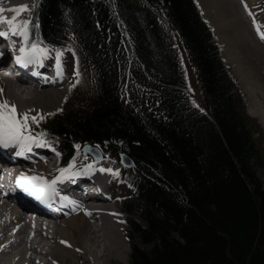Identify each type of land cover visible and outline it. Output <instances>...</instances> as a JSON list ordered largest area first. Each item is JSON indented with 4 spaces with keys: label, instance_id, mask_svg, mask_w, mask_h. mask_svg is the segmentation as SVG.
<instances>
[{
    "label": "trees",
    "instance_id": "1",
    "mask_svg": "<svg viewBox=\"0 0 264 264\" xmlns=\"http://www.w3.org/2000/svg\"><path fill=\"white\" fill-rule=\"evenodd\" d=\"M30 20L74 62L36 131L63 162L89 143L134 163L118 178L128 264H264V136L195 0H33Z\"/></svg>",
    "mask_w": 264,
    "mask_h": 264
},
{
    "label": "bare ground",
    "instance_id": "2",
    "mask_svg": "<svg viewBox=\"0 0 264 264\" xmlns=\"http://www.w3.org/2000/svg\"><path fill=\"white\" fill-rule=\"evenodd\" d=\"M221 1V5L224 4L227 10H229V12H227V20H220L219 18L218 20H212L216 16L215 12L213 13L212 11L213 15L210 14L212 17L208 15L209 11L206 12L208 9L203 10V12L210 21L214 33L220 35V41L225 44L227 41V49L230 50L229 57L234 58L235 53L233 52L236 51L234 49L236 45L233 41H236V36L231 35L229 39L227 37V30L233 32L232 29H229V25L233 26L234 24L238 27V32L240 31V37L243 38V36H245L247 43H249L247 35L241 32L243 28L240 25L237 26L233 18L239 19V15L241 18H244V12L246 15V10L249 9V5H251L254 0H244L245 3L242 0ZM197 2L200 4L199 0H197ZM2 4L5 9L20 5H28L29 11L21 15V19H26L32 9L33 1L4 0ZM236 7H238L239 10H237ZM234 9H236L238 13L240 12V14L237 15ZM4 15L10 18L13 13L6 11ZM249 30L251 36H259L256 27ZM13 38L17 39V37ZM262 44L264 45L263 42ZM247 46L250 48L248 44ZM252 47L257 48L256 45H251V48ZM247 49L246 47V50ZM250 53H252V56H259L257 50L253 54V50L250 49ZM257 60L261 63V56L258 57ZM44 61L47 63L46 65L52 69L54 64L56 65L55 54H49V58ZM238 61L241 60L239 59ZM61 63L62 68L69 72L66 63L63 60H61ZM243 63L246 64V71L242 70L243 72L241 75L244 77L247 76L249 79L247 83H251L252 86H255V91L258 90L257 93L264 97V72L262 73L259 71L257 68L258 64L252 65L249 61ZM33 73H35V71ZM8 81L13 82L4 83L0 80V90H2L0 91V102L7 100L9 104H14L18 113L30 112V110L32 112V110H35L37 107H55L58 104L59 98L62 97L65 91V81L63 80L57 82L45 81L40 86H32L29 81L24 79H11ZM33 81H38V78H33ZM253 99H256V97ZM261 103L262 104L259 103L260 105L258 104V107L255 106L256 111L251 109L252 111L248 110L247 113L251 116H260L262 125L264 126V100ZM250 105L251 103L249 106ZM32 132L34 133L33 127ZM32 151H40L42 153L36 152L35 155L29 159V172L46 179L55 178L59 173L56 174L57 167L50 157L51 153L45 152V147L33 146ZM26 153L27 152H24V154ZM73 161H75V168L73 171L77 172H82L86 165H93V168L88 172L77 175L79 177H88L90 174L101 178L104 176L113 177L112 174L99 171L101 168H114V160L112 161L110 158L104 157L98 161H93L91 154L87 156L77 154L71 162ZM7 181L8 183H12L11 178H8ZM61 185L62 183L57 185L61 196L57 197V202L60 207L52 206L50 208H40L25 201L26 196L18 193H11L6 202L0 203V264H21L24 260L25 264H108V261H111V259L116 258L117 260L118 257L123 258L125 256L128 248L123 236V231L119 227L120 219L117 215L120 213L116 209V193L113 192V188L111 187L112 184H108L110 192L109 199L104 201L89 199L81 202L70 200L67 189L62 188ZM64 196H67L68 199H63L62 197ZM27 212H31L33 215L27 216L25 214ZM27 229H30L28 234H26ZM6 233H8V235L4 238L2 234ZM15 241H21L24 248H18L14 253L7 255L9 249L16 248ZM61 241H65L66 243H61ZM25 251L29 252L27 258L25 257Z\"/></svg>",
    "mask_w": 264,
    "mask_h": 264
},
{
    "label": "snow or ice",
    "instance_id": "3",
    "mask_svg": "<svg viewBox=\"0 0 264 264\" xmlns=\"http://www.w3.org/2000/svg\"><path fill=\"white\" fill-rule=\"evenodd\" d=\"M2 2L3 0H0V3ZM6 11L13 13V15L10 18L6 17L4 15ZM28 11V5H20L8 9L0 7V37L9 39H11V37L19 38V54L15 57L17 64L24 67H28L29 65L42 67L43 61L49 58V49L42 45L41 41L35 37L34 33L30 34V29L38 28V25L34 24L30 19H21L22 13ZM257 33L260 38L264 40V32L260 31L259 27L257 28ZM53 51L55 52L57 74L62 75L63 68L61 60L64 56V51L59 49H54ZM75 76L77 79L72 87L80 83L79 71L75 72ZM44 118L43 115L32 116L29 112L18 113L16 106L14 104H9L7 100L0 102V148L18 149L16 154L22 155L24 152H31L33 146H50L49 141L46 139V133L39 132L33 134L32 132V125H38ZM76 148L79 149L80 145H76ZM74 168L75 161L71 162L66 168L58 169L59 174L51 180L38 175H27L22 173L17 177L16 184L29 196L46 203L60 196L57 188L58 184L76 175L88 172L93 168V165H86L82 172L73 171ZM99 171L119 176L118 171H113V169L110 168H101ZM62 198L65 200L68 199L67 196ZM61 243L66 242L61 241Z\"/></svg>",
    "mask_w": 264,
    "mask_h": 264
},
{
    "label": "rangeland",
    "instance_id": "4",
    "mask_svg": "<svg viewBox=\"0 0 264 264\" xmlns=\"http://www.w3.org/2000/svg\"><path fill=\"white\" fill-rule=\"evenodd\" d=\"M199 1H200V6H202L201 8L203 10L208 9L206 11V12L209 11L208 12V15L212 14V11H213V13L215 12L216 16L212 20H215V19L218 20V18L220 19V17L217 16L218 15L216 13L217 12V7H216V5L214 4L213 1H211V0H199ZM242 1L244 2V0H242ZM236 2H238V1H236ZM203 5H205V6H203ZM248 8L249 9L246 10L247 11L246 12V15H245V12H244V18H243L244 20L242 21L243 24L244 25H247L249 28H252V29H254L255 27L256 28L259 27L260 28V31L264 32V0H254L253 3L251 5H249ZM236 9L239 10L238 7H236ZM239 14H240V12H239ZM210 17H212V16L210 15ZM26 19H29V16H27ZM216 35L218 36V41L221 43V44L220 43L219 44L221 46L222 57L224 58V60L226 62V65L229 67L230 73H231L232 77L234 78V80L237 82L238 88H239V90L241 91V93L243 95L244 103H245V107H246L247 112H248V110H251V109L254 110V111H256L255 110L256 107H258V104L259 103L262 104L261 102H263L264 97H262L261 94H258L257 93L258 90L255 91V88H256L255 86H252L251 83L250 84L247 83V82H249L248 77L246 75H245L246 77L242 76L241 73L243 71H246L245 70L246 69V64L243 63L245 61H249V63H252V65H255V64L257 65L258 64L257 65L258 67L257 66L256 67L259 69L260 72H262V73L264 72V45L262 44V42L264 43V40L263 41H260V39L259 40L257 39L256 41L254 40L256 47L258 49L260 48L259 50L257 48H254L255 51L257 50L259 52V56L258 57L261 56V63H260L259 60H257V58H258L257 56H252L251 59L248 56L245 57V55L243 53H241L238 49H236L237 46H234V45L233 46H234V49L236 51L233 49L235 51L233 53H235L234 54L235 57L233 56L234 58H230L229 57V54H230L229 51L230 50L227 49V41H226V44L223 43V42H221L220 41V37H219L220 35L218 33H216ZM229 37H231V36H229ZM238 40H240V39H238ZM230 49H232V48H230ZM49 54H51V55L53 54L54 55L55 53L53 51H51V52L49 51ZM181 56H182V60H183V65L185 67L186 78H187V81H188V91H189V94H190L191 98L193 99L194 103H196L197 105L200 106L201 105V98H200V93L198 91V86H197V83H196L195 75H194L193 69L191 67V64H190L189 60L187 59L186 54L184 52V49L182 47H181ZM62 58H63L62 60L66 63V65L69 68V80H68V82H66L64 84V87H66V88H65V91H64V93L62 95V97H63L66 94V91H67V88H68L70 82L74 79V77H73L74 76L73 75L74 74V70H73L74 64H73L72 56H71V54L69 52H65L64 53V56ZM239 59L241 61H238ZM243 66H245V67H243ZM236 67H237V69H236ZM8 82H13V81H7V82H4V83H8ZM247 87H248V89H247ZM254 93H255L256 96L254 95ZM250 95H252L253 97L250 96ZM62 97L59 98V100L57 102L58 104L55 107H50V108L37 107L35 110L33 109L32 112L30 111L29 114L32 115V116H37V115H44V113H46V112H55V111H58L60 109L61 105H62V103H61ZM254 97H256L257 100L256 99H253ZM252 102H253V105L255 104L254 106L252 105ZM250 103H251L250 106L252 108L249 106ZM251 117L259 125V127L261 128V130H262V132L264 134V126L262 125L260 116H251ZM32 127L35 128L36 125H32ZM33 134H36V133H33ZM51 157L52 158L53 157H56L57 158V153L56 152L53 153V155H51ZM112 161H113V159H112ZM113 164H115V161H113ZM118 170H119V165L118 164H115L114 171H118ZM262 179H263V188H264V173H263ZM111 184H112L111 187L113 188V192L116 193V196H117L116 197V201H115L116 203L118 201V198H120L123 195H127V194H130L131 193V189L128 186L124 185L123 183H117L115 181V179L113 181H111ZM116 209H117V207H116ZM119 213L120 214L117 215V217L120 219L119 227L123 231V236H124L126 234V232H127V229L124 226V220H125L124 218L126 217V215L123 214V213H121V212H119ZM125 241H127L126 238H125ZM126 244H127V242H126ZM127 248L128 249L126 250V254H125V256L123 258L118 257L117 260H116V258L111 259V261L110 260L108 261V264H128V262H127L128 253H129V247H128V245H127Z\"/></svg>",
    "mask_w": 264,
    "mask_h": 264
},
{
    "label": "water",
    "instance_id": "5",
    "mask_svg": "<svg viewBox=\"0 0 264 264\" xmlns=\"http://www.w3.org/2000/svg\"><path fill=\"white\" fill-rule=\"evenodd\" d=\"M235 45L237 46V49L241 53H243L244 55H246L245 52H244V50L242 49L243 47L240 44L235 43ZM83 150L85 151V153L91 152L95 157L101 158V154L98 153V151L96 150L95 147H91L90 145L85 144L83 146ZM120 160H121L122 164L125 165V166H127V167H130V166L133 165L132 161L128 157H126L125 155H121Z\"/></svg>",
    "mask_w": 264,
    "mask_h": 264
}]
</instances>
